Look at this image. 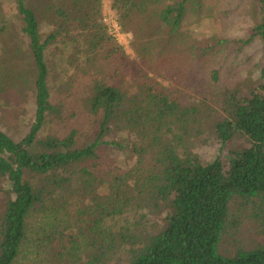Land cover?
Instances as JSON below:
<instances>
[{"label":"trees","instance_id":"16d2710c","mask_svg":"<svg viewBox=\"0 0 264 264\" xmlns=\"http://www.w3.org/2000/svg\"><path fill=\"white\" fill-rule=\"evenodd\" d=\"M12 1L18 27L0 4V43L26 48L0 58V94L31 95L34 116L17 141L0 130V264H264V244L219 252L245 211L264 236V84L223 81L228 39L213 33L202 48L183 31L189 15L218 5L110 0L120 31L131 27L133 60L102 23V0ZM255 2L260 23L242 47L264 43V0ZM59 38L72 45L66 64L81 92L67 84L56 101L47 49ZM72 97L95 132L41 137ZM120 129L137 137L128 171L101 160L103 147L124 148L103 140ZM208 132L223 150L240 143L201 161L193 147Z\"/></svg>","mask_w":264,"mask_h":264},{"label":"rangeland","instance_id":"374dc122","mask_svg":"<svg viewBox=\"0 0 264 264\" xmlns=\"http://www.w3.org/2000/svg\"><path fill=\"white\" fill-rule=\"evenodd\" d=\"M202 3L205 5L204 8L211 7L209 6L211 4L218 6L217 9L210 11L208 14L189 15L184 23L183 31L195 39L202 48L213 45L211 40L215 36L213 33H217V36L220 34L216 42L222 36L228 39L227 44L221 45L223 50L220 55H225V57L229 58L225 68L222 70V74H226L223 81L228 80L233 85L239 86H251L255 83L264 84V43L254 41L245 47L237 43V41L248 39L254 26L260 23L259 6L255 0H202ZM0 4H2V10L6 14V21L10 20L18 27L13 1L0 0ZM101 5L102 23L106 25L107 31L109 30L108 33L114 37L126 56L136 60L135 52L129 45L132 35L128 30L131 27L127 26V33H125L126 31H120L116 21L117 15L111 9L110 0H102ZM113 22L117 24L118 31L116 33L112 28ZM138 22L137 19H134L132 23ZM15 30L18 31V29ZM50 30L51 26L43 22L41 25L43 37L48 35ZM13 35L15 34L10 31L3 38H14ZM59 40L47 49V58L52 62L48 83L52 95L56 94L58 97L67 84H72L74 93L76 91L81 92L79 91V86H75L79 82V77L76 76V66L66 64V60L72 55V45L69 42L64 45L60 38ZM17 41L10 44L0 43V58L9 57L12 53L11 47L18 46L19 49L23 50L26 48L22 42L17 45ZM233 41H236L235 45H233ZM81 61L83 59L79 62ZM232 61L235 63H232ZM137 63L139 62L137 61ZM127 81L128 77L123 88L133 90L135 87H131L132 82L129 81L127 83ZM161 84L165 85L166 82L161 81ZM0 95V130L17 141L28 132L33 122L34 104L31 95L28 96L26 94L25 96L24 92L14 96ZM74 97L70 99L64 98V106L60 109L59 116H49L47 118L45 126L40 133L41 137L53 134L63 135L70 129L76 130L81 137L85 138L95 132V127L88 120L85 110L80 104H76ZM60 100L62 99L60 98L56 101ZM59 103L54 101L55 105ZM136 139V135L128 130H112L103 140L120 143L122 148H124L118 150L116 148L103 147L102 163L109 167H119L121 171L130 170L136 162V157L130 151L133 144L136 143ZM239 143V141L234 142V144L223 150L214 136L208 132L195 142L193 152L204 162L211 161L216 157H221L225 160L224 157L228 154V151L235 149ZM234 219H236V223L233 225L235 230L224 236L220 244L219 252L222 255L231 256L238 249L247 250L258 243L264 244V236L259 233L256 223L248 215L247 211L243 212V215H236Z\"/></svg>","mask_w":264,"mask_h":264},{"label":"built area","instance_id":"2783aa9c","mask_svg":"<svg viewBox=\"0 0 264 264\" xmlns=\"http://www.w3.org/2000/svg\"><path fill=\"white\" fill-rule=\"evenodd\" d=\"M112 28L114 29V32L116 33L118 31L117 29V24L116 23H112ZM109 31V30H108Z\"/></svg>","mask_w":264,"mask_h":264}]
</instances>
